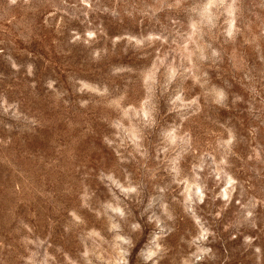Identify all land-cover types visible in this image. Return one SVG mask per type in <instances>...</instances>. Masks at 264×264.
I'll use <instances>...</instances> for the list:
<instances>
[{
    "label": "rangeland",
    "instance_id": "rangeland-1",
    "mask_svg": "<svg viewBox=\"0 0 264 264\" xmlns=\"http://www.w3.org/2000/svg\"><path fill=\"white\" fill-rule=\"evenodd\" d=\"M0 264H264V0H0Z\"/></svg>",
    "mask_w": 264,
    "mask_h": 264
}]
</instances>
